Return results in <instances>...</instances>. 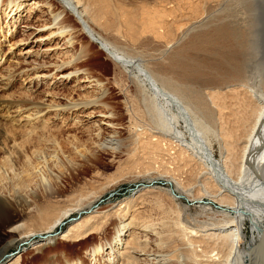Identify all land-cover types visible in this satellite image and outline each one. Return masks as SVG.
<instances>
[{"label":"rangeland","instance_id":"1","mask_svg":"<svg viewBox=\"0 0 264 264\" xmlns=\"http://www.w3.org/2000/svg\"><path fill=\"white\" fill-rule=\"evenodd\" d=\"M42 1L22 0L20 13L23 16L19 17L18 14L11 19L5 18L3 13L6 5L0 6V122L13 141L12 157L3 158L0 155V201L9 204L13 201V213L17 211L9 220L0 219V246L3 247L12 237L48 226L49 220L63 208L70 207L78 211L53 231L55 241L52 245L34 248L33 245L40 243L43 238L31 237L28 244L10 248L9 258H5L4 263L9 264L18 257L19 264H111L105 260L109 257L105 255L109 251L105 249L106 245L117 240L116 232L123 231V235H127L134 231L145 247L140 252L145 255L138 257L137 264H156L152 255L156 253L162 256L165 264H196L192 255L186 258L188 242L184 241L182 231L195 225L207 228L212 224H223L226 213L221 206L225 203L212 202L205 197L207 192H215L212 183H202L199 177L196 179L188 172L180 171L176 176L187 195L180 196L182 193L173 184L158 177L164 174L158 170L159 164L155 167L153 162L162 158L163 150L167 149V154L172 157L184 149L175 144L169 146L166 141L158 146L156 139L159 138L154 128L159 125L158 117L161 114H164L161 116L164 118V111L154 101V109L148 108L124 74L114 67L97 46L90 47L92 55L87 64L91 77L99 80L95 88L87 89L91 84L87 86L86 82H79L85 73L82 70L75 73L71 69L58 73L54 70L56 75L44 76L52 67L59 65L58 62L72 60L74 51L58 45L56 38L51 41L46 38V33L51 30L41 28V22H37V19L49 17L44 7L37 6ZM115 1L123 2L125 8L134 5L150 13L160 11V19L164 22L161 35L153 38L146 34L133 44L123 42L112 32H97L115 44L120 53L145 60L154 70L169 73L167 75L172 76L177 83L190 85L191 82L181 79L177 71L169 69L168 63L173 53L179 54L186 50L190 36L202 28L192 27L195 20L190 21L191 9L188 7L196 5L191 13L206 10L200 15L201 19H206L218 14V2H210L212 5L208 3V8H204L203 0ZM30 7H34L33 14L30 13ZM163 7L167 8L166 11ZM260 32V37H264V31ZM87 39L85 35L79 38L82 44ZM193 53L189 49L185 55L191 56ZM25 68L33 69L28 78L21 73ZM67 72L70 74H62ZM28 94V104L34 106H65L77 100L88 102V99L102 96L101 103L108 107L113 119L106 118L110 115H105V108L88 106L75 111L66 109L57 113L47 112L41 117L37 115L38 122L29 119L17 123L16 107L22 105ZM238 106L233 108L226 126L232 133L231 152L236 157L240 155L241 148L235 142L247 129V125L241 121V118H246L242 116L246 109L241 104ZM153 110L155 113L158 111L157 117ZM20 113L22 116L27 115L25 112ZM200 117L198 119L202 120ZM202 122L201 132L211 138L213 134L208 132L207 122ZM198 130L194 125L191 131L200 142L202 135ZM212 147L214 158L219 159L218 146L212 143ZM193 164L196 165L194 160ZM196 166L202 167L199 163ZM16 196L29 201L28 209L19 210L23 207V200L15 199ZM14 199L17 202L19 200L22 206L17 208ZM119 222L124 225L129 222L131 226L127 225L122 230L119 229ZM66 231L67 236L60 239V235ZM243 233L248 242L251 237L249 224H245ZM123 235L118 238L127 240V236ZM100 246L104 247L103 253L92 255V250Z\"/></svg>","mask_w":264,"mask_h":264},{"label":"bare ground","instance_id":"2","mask_svg":"<svg viewBox=\"0 0 264 264\" xmlns=\"http://www.w3.org/2000/svg\"><path fill=\"white\" fill-rule=\"evenodd\" d=\"M203 1L204 8H208L207 5L210 2H218L220 6L218 14L212 18L203 17L204 20H202L200 15L206 10L191 13L196 9V5L189 6L188 8L191 9L189 19L195 20L192 27H202L190 36L191 40L186 47V50L191 49L194 53L191 56L185 55L186 50L179 54L173 53L168 63L169 69L177 71L181 79L191 82L190 85L177 83L172 76L167 75L169 73L154 70L145 60L120 53L115 44L113 45L103 34L97 32V30L112 32L122 41L124 40L123 42L131 43L134 41L138 43L139 38L146 34H150L153 38L161 35L160 30L164 22L160 19L162 15H159L160 11L150 13L130 4L129 8H125L123 2L115 0H43V3L37 4L49 12L47 19H37V22H41V28L51 30L46 33V38H50V41L56 38L58 45L74 51L72 60L58 62L59 65L52 67L51 71L44 76L56 75L63 70L71 69L74 73L82 70L85 73L81 77L83 80L79 82H86L87 86L91 84L86 87L87 89L95 88L99 80L91 77L87 64L92 55L90 47L97 46V49L106 55L114 67L124 74L127 82L135 89L137 95L139 94L142 101L147 103L148 108L154 109V101L164 111V118L162 119L164 114H161L162 117H158L159 125L154 128V133L159 138V140L156 139L158 146L166 141L169 146L175 144L184 149L182 153L179 152L180 154L172 157L167 154V149L163 150L162 158H157L153 162L156 164L155 167L159 164L157 168L161 170V174H164L158 177L173 184L175 189L182 193L179 194L181 196L187 193L179 185L180 182L176 176L180 171L188 172L196 179L199 177L202 183L206 181L212 183L215 192H205V197L212 202L225 203L221 206L225 209L224 214L226 213L223 224L218 226L212 224L207 228L197 225L184 228L182 235L189 247L185 250L186 258L189 259L188 257L192 255L196 264H264V37H260L262 33L260 31H264V0ZM4 2L5 0H0L1 7L6 5L3 9L5 18L11 19L13 16L15 18L18 14L19 17L23 16L20 13L22 0H8L6 4ZM33 9L34 7L30 9L31 14L34 13ZM199 16L200 18H197ZM82 35L88 38L85 44L80 43L79 38ZM128 45L130 46V43ZM76 47L77 51H75ZM132 52L134 53V50ZM54 70L56 73H53ZM30 71L33 69L25 68L21 73L28 78ZM62 74L66 75L70 72ZM14 76L13 72V78ZM40 77L43 76L40 75ZM101 97H93L88 99V102L77 100L65 106L55 103V105L34 106L28 104L30 99L28 94L26 100L22 101V105L16 107L18 112L16 122L29 119L38 122L37 119L47 112L57 113L66 109L75 111L88 106L105 108V115H110L106 118L113 119L108 107L101 103L103 99ZM238 104L246 109L242 113V116L246 118H241V121L247 125V129L235 142V145L241 148L240 155L236 157V154L231 152L232 133L227 129V124L233 108ZM20 111L27 115L22 116ZM159 112L161 113L160 110ZM157 113H155L156 117ZM202 121L207 122V130L213 134L211 138L204 136L201 132ZM194 125L201 132L202 141L200 142L191 131ZM109 143L111 144L110 141ZM212 143H215L220 150L219 159L213 156ZM170 149L172 150V147ZM185 151L187 153H184ZM10 154L13 155V141L8 136L6 127L0 122V155L3 158H9V156L12 157ZM193 160L196 165L199 163L202 167L194 165ZM15 199L23 200L22 208L21 202L18 203L19 200L17 202ZM15 199V204L17 208L20 207V211L28 209L29 201L26 198L24 200L21 196H16ZM13 209V201L10 204L0 201V219L4 218L6 221L5 219L13 218V214L17 212L13 213ZM75 211L74 208H63L49 220L48 226L40 227L36 231L27 232L16 238L12 237L3 247L0 246V264H5V258H9L7 256L10 248L28 244L27 241L31 237L43 238L40 243L33 245L34 248L52 245L55 241L53 231ZM246 223L249 224L251 232L248 242L243 233ZM123 225L120 223L119 229L123 230L127 225L131 226V223ZM178 225L179 223L177 227ZM131 232L127 235H123V231L116 232L117 240L112 241L113 244L106 245L105 249L109 251L105 255L109 257L105 260L108 263L137 264L138 257L145 255L140 253L145 248L143 241L137 233ZM67 234L66 231L59 238L63 239ZM121 235L127 236V240L122 241L118 238ZM103 248L100 246L93 249L92 255L103 253ZM152 255L156 264H165L166 261L162 256L157 253ZM18 261L16 257L9 264H19Z\"/></svg>","mask_w":264,"mask_h":264}]
</instances>
